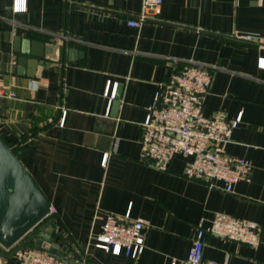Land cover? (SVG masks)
<instances>
[{
	"label": "crops",
	"instance_id": "1",
	"mask_svg": "<svg viewBox=\"0 0 264 264\" xmlns=\"http://www.w3.org/2000/svg\"><path fill=\"white\" fill-rule=\"evenodd\" d=\"M142 4L0 0V138L20 144L16 157L55 210L45 233L67 260L180 264L196 222L224 213L260 225V243L209 235L203 257L264 264V0H161L157 15L130 27ZM16 38L60 46L58 59L32 67L27 57L18 73ZM192 63L212 74L204 116L238 119L225 153L252 168L232 193L185 179L181 155L167 171L138 159L158 85ZM107 213L147 223L138 257L96 247Z\"/></svg>",
	"mask_w": 264,
	"mask_h": 264
},
{
	"label": "built area",
	"instance_id": "2",
	"mask_svg": "<svg viewBox=\"0 0 264 264\" xmlns=\"http://www.w3.org/2000/svg\"><path fill=\"white\" fill-rule=\"evenodd\" d=\"M160 4L161 0H143L141 12L128 20V25L138 27L157 15ZM19 8L16 5L13 10ZM243 40L252 41V38L243 37ZM12 59L14 61V57ZM211 82V71L192 63L158 85L141 125L138 159L156 170L167 171L172 159L181 155L189 159L182 173L185 179L205 183L209 188L221 183L224 192L232 193L234 185L245 180L252 167L249 161L225 153V147L232 142L238 119L229 120L224 113L203 114L204 99ZM7 96L14 95L8 93ZM54 214L55 210L50 206L44 221ZM146 226L145 221L130 219L128 214L119 217L107 213L101 231L94 237L96 247L114 256L123 254L136 258L145 247L143 231ZM260 234L261 227L255 222L215 213L208 227L203 226L202 219L196 222L192 245L180 264H226L203 257L206 236L257 248ZM19 243L8 249L0 247V264H84L53 256L32 244L17 250Z\"/></svg>",
	"mask_w": 264,
	"mask_h": 264
},
{
	"label": "water",
	"instance_id": "3",
	"mask_svg": "<svg viewBox=\"0 0 264 264\" xmlns=\"http://www.w3.org/2000/svg\"><path fill=\"white\" fill-rule=\"evenodd\" d=\"M60 50L57 45L14 39V52L20 56L17 60L18 73L27 57L30 58V65L35 67L40 60L58 59ZM67 52L70 58L72 49ZM116 105L115 102L113 106ZM49 207L50 203L30 173L11 147L0 138V247L8 249L20 242L19 250L32 244L53 256L64 258L53 237L45 233L47 228L54 230L52 219L44 221Z\"/></svg>",
	"mask_w": 264,
	"mask_h": 264
},
{
	"label": "trees",
	"instance_id": "4",
	"mask_svg": "<svg viewBox=\"0 0 264 264\" xmlns=\"http://www.w3.org/2000/svg\"><path fill=\"white\" fill-rule=\"evenodd\" d=\"M7 144V143H6ZM9 147H11V149H12V151L14 152V154H16V150H17V148H18V146L20 145V144H18V145H9V144H7Z\"/></svg>",
	"mask_w": 264,
	"mask_h": 264
}]
</instances>
